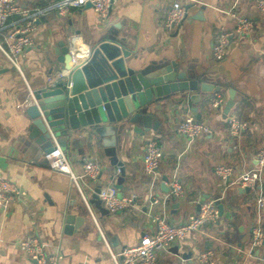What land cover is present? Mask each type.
I'll use <instances>...</instances> for the list:
<instances>
[{
	"label": "crops",
	"instance_id": "crops-1",
	"mask_svg": "<svg viewBox=\"0 0 264 264\" xmlns=\"http://www.w3.org/2000/svg\"><path fill=\"white\" fill-rule=\"evenodd\" d=\"M59 1L16 0L35 14L33 44L19 55L23 76L0 53V175L25 192L0 206V264H36L14 245L27 234L43 237L47 251L60 257L58 264H113L108 248L117 254L116 248L136 245L153 230L150 217L154 210L170 223L181 224L210 200L221 201L229 217L206 224L204 235L194 232L174 243L157 254V262L195 264V255L210 249L214 252L210 264H264V244L250 245L252 226L264 232V213H260L264 210L257 203L264 194V180L256 188L244 190L221 183L214 172L218 164L232 167L233 175L250 170L256 164V152L264 149V14L256 10L255 0H184L187 18L169 30L163 26L168 7L164 0H115L104 21L87 5L72 7L70 14L59 16ZM230 8L252 18L255 28L248 39L230 36L225 57L218 61L212 58V46L219 31H233L234 20L225 14ZM17 24L18 15H10L2 34ZM73 36L78 55L87 49L85 60L93 67H114L116 60L131 65L134 60L127 62L122 56L125 50L138 55L137 61H175L191 76H204L209 84L220 87L218 91L196 88L172 94L163 107L152 112V123H156L152 130L122 139L117 155L123 162L122 172L114 173L101 147L57 140L74 174L82 173L85 157L100 164L98 181L79 180L87 202L99 185L113 184L119 194L135 196V202L120 212H101L90 202L87 206L70 176L50 169L43 161L44 152L37 153L41 147L28 135L29 91L43 86L47 76L58 71L55 50L61 42L67 46ZM101 44H105L103 50L98 49ZM228 89L234 90V105L224 115ZM220 98L217 107L214 102ZM229 114L247 124L236 138L228 133ZM186 115L207 124L211 133L188 143L175 129ZM149 140H155L161 150L160 164L150 182L142 162ZM173 174L182 186L181 195L175 197L162 189ZM153 197L159 198V204L148 209ZM69 211L80 213L84 221L67 234L63 214Z\"/></svg>",
	"mask_w": 264,
	"mask_h": 264
},
{
	"label": "built area",
	"instance_id": "built-area-1",
	"mask_svg": "<svg viewBox=\"0 0 264 264\" xmlns=\"http://www.w3.org/2000/svg\"><path fill=\"white\" fill-rule=\"evenodd\" d=\"M168 2V7L163 18V26L165 28L174 29L181 25L187 18L188 10L184 0H164ZM114 0H60L57 4V13L59 16L70 14V9L81 8L86 4H90L93 11L97 14L100 21H104L108 16ZM255 8L260 14H264V0H255ZM18 15V24L12 29L7 30L2 34V30L6 27L8 17L10 15ZM225 14L234 20L233 31L227 32L221 30L216 36V41L212 46V56L215 60H223L226 54V48L229 44L230 36L237 38H251L255 22L252 18L238 14L235 9L226 10ZM34 15L24 9L16 0H0V53L6 61L13 67L19 75L23 76V71L19 62V55L33 44L31 34L35 31ZM75 37L73 36L72 42ZM70 44V53L72 60L76 64L82 63L86 58L87 49L78 55L79 46L76 43ZM81 51V50H80ZM66 75L62 71H57L48 75L46 81L50 85H54L58 80H63ZM65 83L70 85V82L65 80ZM222 99L214 102V105L220 104ZM228 133L230 137L236 138L247 126L245 122L240 120L235 114L227 116ZM177 134L186 138L187 142H192L195 138L210 134L211 130L204 122L193 119L186 115L179 119L176 124ZM43 158L47 166L58 172L66 173L74 181L78 191L81 193L84 203L88 206L86 197L82 194L79 180L82 178L88 179L94 183L98 181L100 176V164L97 160L91 157L82 159V173L74 174L68 162L65 151L58 145L55 137L52 136V148L44 152ZM161 150L155 140H149L145 146V151L142 157L143 170L146 174L154 175L160 164ZM256 164L247 171H243L233 175V168L218 164L215 166V174L227 186H236L241 188H256L257 184L264 180V149L256 152ZM169 192L172 196H179L182 193V186L177 175L173 174L168 182ZM25 194L23 190L14 186L11 181H8L0 175V206L6 201H14L16 196ZM98 197L103 206L110 213H116L125 210L134 201L135 196L119 194L113 184L99 185ZM259 209L264 210V194L257 198ZM159 198H151L148 201V209L157 207ZM218 208L215 200L200 204L197 215L189 221L181 224L170 223L164 215L155 212L151 214L150 222L153 224V230L145 233L140 237L136 245L124 247L119 255L122 259H118V254H114L109 248L108 251L114 264H159L157 262V254L166 251L170 245L182 241L190 233L205 232V225L215 223L219 219ZM264 239V232L259 226H252L250 245L252 248L260 247ZM106 246L107 243L104 240ZM21 253L29 259L35 260L36 264H56L58 256L55 254H47L45 251L44 242L36 235H28L23 239L14 242ZM108 247V246H107ZM214 252L206 250L199 252L194 257L195 264H207L210 262ZM120 261V262H119Z\"/></svg>",
	"mask_w": 264,
	"mask_h": 264
},
{
	"label": "water",
	"instance_id": "water-1",
	"mask_svg": "<svg viewBox=\"0 0 264 264\" xmlns=\"http://www.w3.org/2000/svg\"><path fill=\"white\" fill-rule=\"evenodd\" d=\"M70 44L66 46L61 42L55 50L60 64L58 71L66 75L63 80H58L54 85L45 81L43 86L29 91L31 104L26 108V113L31 123L28 135L41 147L37 153L52 148V136L69 143H87L94 148L101 147L112 163L114 173H118L123 164L117 156L122 149V139L131 133L145 134L152 130L156 126L155 122L152 123V112L163 107L172 94L187 93L196 88L201 92L220 89L209 84L204 76H191L188 70L180 69L175 61L166 58L137 61L138 55H130L125 50L122 56L127 62L134 60L129 66L122 60H116L114 67L107 69L105 66L93 67L89 61L79 65L72 60ZM104 47L105 44H101L98 49L103 50ZM227 92L228 99L222 108L224 115L234 105V90L228 89ZM199 96L193 95L192 98ZM163 179L166 180V177ZM164 185L162 189L168 192L169 187ZM98 191L99 186L94 189L88 202L106 213L108 211L101 205ZM216 204L219 216L228 218L230 214L224 212L223 203L216 200ZM63 220V232L70 234L82 224L84 217L69 211L63 214ZM120 251L121 248H116L118 254ZM118 257L122 259L121 255Z\"/></svg>",
	"mask_w": 264,
	"mask_h": 264
},
{
	"label": "rangeland",
	"instance_id": "rangeland-1",
	"mask_svg": "<svg viewBox=\"0 0 264 264\" xmlns=\"http://www.w3.org/2000/svg\"><path fill=\"white\" fill-rule=\"evenodd\" d=\"M115 1V0H114ZM110 10V9H109ZM257 14H259V13H257ZM108 17V16H107ZM106 17V18H107ZM175 29V28H174ZM256 30V29H255ZM213 58V57H212ZM85 61L86 60H84L82 63H85ZM183 137V136H182ZM57 140V139H56ZM64 147H65V144H64ZM66 153V152H65ZM68 156V155H67ZM147 175V177H148V182H150L151 181V178H152V176L151 175H149V174H146ZM220 181H221V183L223 182L221 179H219ZM226 185V184H225ZM155 212H157L158 210H154ZM154 211H153V213H154ZM199 233V232H198ZM191 234V233H190ZM200 234H202V233H200ZM205 234V232L202 234V235H204ZM29 234H27V235H24L22 238H20V239H23V238H25L26 236H28ZM36 237H38L42 242H44V244H45V241H44V238L43 237H41V236H38V235H36ZM19 240V239H18ZM173 245V244H172ZM172 245H170V246H172ZM126 247H128V246H126ZM124 248V247H123ZM122 248V249H123ZM121 249V250H122ZM210 250V249H209ZM45 251H46V253L47 254H50L48 251H47V249H46V245H45ZM204 251H206V250H204ZM200 252H202V251H200ZM20 253H21V251H20ZM199 253V252H198ZM118 254V253H117ZM22 255H24L23 253H22ZM119 255V254H118ZM25 257H27L26 255H24ZM59 256H58V258H57V263L56 264H58V261H59ZM110 258H111V256H110ZM118 259H119V257H118ZM111 260H112V258H111ZM119 260H121V259H119ZM120 262V261H119ZM112 263H113V260H112ZM114 264V263H113ZM207 264H210V262L209 263H207Z\"/></svg>",
	"mask_w": 264,
	"mask_h": 264
}]
</instances>
